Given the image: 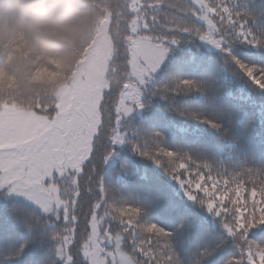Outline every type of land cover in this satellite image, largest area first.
<instances>
[{"label":"snow or ice","instance_id":"obj_1","mask_svg":"<svg viewBox=\"0 0 264 264\" xmlns=\"http://www.w3.org/2000/svg\"><path fill=\"white\" fill-rule=\"evenodd\" d=\"M81 7L93 14L98 39L76 51L53 92L0 94V264L29 249L27 264H182L175 247L196 221L182 215L166 230L145 213L174 212L170 201L121 195L105 174L117 164L118 177L130 171L117 151L124 145L216 218L221 243L238 250L227 264H264V243L249 239L253 230L264 234V169L221 170L163 147L160 133L129 139L124 125L145 107L152 74L182 39L198 38L231 56L264 89V67L243 63L231 48L238 41L264 49V0H92ZM193 88L200 86L179 80L153 94ZM17 227L25 240L13 246Z\"/></svg>","mask_w":264,"mask_h":264},{"label":"trees","instance_id":"obj_2","mask_svg":"<svg viewBox=\"0 0 264 264\" xmlns=\"http://www.w3.org/2000/svg\"><path fill=\"white\" fill-rule=\"evenodd\" d=\"M92 0H33V16L24 29L30 38L29 47L44 41V33L50 29L74 31L68 40L48 42L51 53L64 59L65 71L71 66L76 51L93 39L94 18L81 7ZM0 31V61L10 47L11 33L8 25ZM232 55L243 63L264 67V49L241 42L231 46ZM13 71H23L22 62L9 65ZM197 82L199 89L178 93L155 92L157 88L175 87L176 81ZM53 88L35 86L22 79L16 90L5 92L19 98L33 93L50 94ZM145 107L135 109L124 120L129 139H137L139 132L147 138L160 133L158 143L173 151L188 152L196 158L207 159L221 170L232 172L246 167L264 169V89L257 87L250 78L221 50L207 48L198 38L182 39L172 46L169 57L161 68L152 74L144 96ZM208 121L220 127L214 128ZM118 155L129 172L118 177L116 169L109 166L106 179H113L121 195L135 201L146 193L170 201L174 212L153 210L145 218L171 231L176 220L188 215L196 221L182 237L175 250L182 264H227L238 254L234 244L221 243L225 235L222 226L203 206L189 201L178 182L167 175L151 159L133 151L128 145L118 146ZM12 245L19 246L25 240L22 229L15 228ZM249 239L264 243V234L258 230L249 233ZM0 243L4 238L0 236ZM201 253H208L202 257ZM7 255L11 256V252ZM32 255L29 249L23 259H12L10 264H27Z\"/></svg>","mask_w":264,"mask_h":264},{"label":"clouds","instance_id":"obj_3","mask_svg":"<svg viewBox=\"0 0 264 264\" xmlns=\"http://www.w3.org/2000/svg\"><path fill=\"white\" fill-rule=\"evenodd\" d=\"M32 4L33 0H0V31L7 24L11 33L9 50L0 61V94L16 90L22 79L35 86L53 88L65 72L63 57L51 53L48 42L68 40V33L75 29L71 26L63 31L50 29L44 33V41L29 47L30 38L24 29L33 16ZM13 62H22L23 71L10 69Z\"/></svg>","mask_w":264,"mask_h":264},{"label":"rangeland","instance_id":"obj_4","mask_svg":"<svg viewBox=\"0 0 264 264\" xmlns=\"http://www.w3.org/2000/svg\"><path fill=\"white\" fill-rule=\"evenodd\" d=\"M95 39H98V37H97L96 35H95V38H94L93 40H95ZM201 42H203L205 45H207V46H209V47H214V46H212V45H210V44H208V43H206V42H204V41H201ZM168 54H169V52L166 54V58H167ZM166 58H165V60H166ZM165 60H164V61H165ZM164 61H163V62H164ZM163 62H162V63H163ZM137 109H139V111H140L141 108H137ZM130 114H131V113H130ZM128 115H129V114H128Z\"/></svg>","mask_w":264,"mask_h":264}]
</instances>
